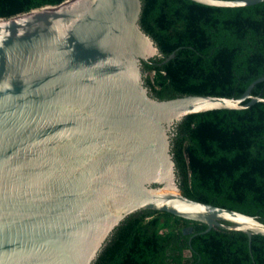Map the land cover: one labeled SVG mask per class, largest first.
I'll list each match as a JSON object with an SVG mask.
<instances>
[{
    "label": "water",
    "instance_id": "95a60500",
    "mask_svg": "<svg viewBox=\"0 0 264 264\" xmlns=\"http://www.w3.org/2000/svg\"><path fill=\"white\" fill-rule=\"evenodd\" d=\"M141 14L142 0H67L0 18V264H94L143 211L264 237L258 217L184 196L171 145L191 115L264 104V77L240 98H153L142 63L162 56Z\"/></svg>",
    "mask_w": 264,
    "mask_h": 264
},
{
    "label": "trees",
    "instance_id": "16d2710c",
    "mask_svg": "<svg viewBox=\"0 0 264 264\" xmlns=\"http://www.w3.org/2000/svg\"><path fill=\"white\" fill-rule=\"evenodd\" d=\"M65 1L0 0V18ZM140 25L162 56L142 63L155 99L240 98L264 77V2L220 8L142 0ZM251 94L264 98V82ZM171 145L184 196L264 223L263 103L191 115L174 126ZM189 227L193 233L185 235ZM207 229L166 212H138L114 230L94 264H264L263 236H254L250 245L243 232L214 228L202 234Z\"/></svg>",
    "mask_w": 264,
    "mask_h": 264
}]
</instances>
